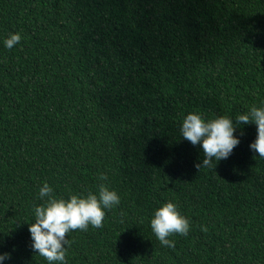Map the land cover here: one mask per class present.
Masks as SVG:
<instances>
[{
	"label": "trees",
	"instance_id": "trees-1",
	"mask_svg": "<svg viewBox=\"0 0 264 264\" xmlns=\"http://www.w3.org/2000/svg\"><path fill=\"white\" fill-rule=\"evenodd\" d=\"M261 100L264 0H0L4 264H46L28 231L43 182L67 198L95 192L99 173L120 204L65 234L67 264H264L256 125L237 124L211 168L179 133L189 111L235 124ZM167 201L190 222L172 248L149 225Z\"/></svg>",
	"mask_w": 264,
	"mask_h": 264
},
{
	"label": "clouds",
	"instance_id": "clouds-1",
	"mask_svg": "<svg viewBox=\"0 0 264 264\" xmlns=\"http://www.w3.org/2000/svg\"><path fill=\"white\" fill-rule=\"evenodd\" d=\"M21 40L20 32H11L2 41L5 48L11 49ZM254 123L256 138L249 144L250 150L264 158V100L259 106L252 105L247 111L233 117L215 115L206 117L199 111H189L182 118L179 126L180 135L192 145L199 144L203 151L202 163L194 166L211 168L213 162L229 157L239 137L234 135L236 125ZM242 134V133H241ZM96 191L74 193L67 198L54 194L47 181L38 189L37 198L41 203L33 206L34 221L29 223L31 248L44 258L46 264H67L66 252L69 239L66 233L76 229L87 230L102 226L105 212L120 204L117 191L110 188L107 176L99 173ZM149 225L155 238L162 246L174 247V241L168 239L173 233L186 236L190 228L189 218L185 217L172 201L162 202L152 212ZM203 228V226H202ZM9 257V253H0V264Z\"/></svg>",
	"mask_w": 264,
	"mask_h": 264
}]
</instances>
